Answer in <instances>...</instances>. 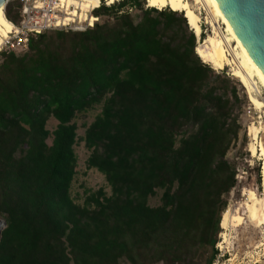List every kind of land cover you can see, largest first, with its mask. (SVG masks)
<instances>
[{
	"label": "trees",
	"instance_id": "16d2710c",
	"mask_svg": "<svg viewBox=\"0 0 264 264\" xmlns=\"http://www.w3.org/2000/svg\"><path fill=\"white\" fill-rule=\"evenodd\" d=\"M127 3L143 14L119 10ZM16 6L5 13L18 23ZM143 9L139 0L102 5L93 14L114 21L32 36L21 55L3 51L0 264H182L209 246L212 264L223 196L236 183L225 157L239 97L234 90L232 103L215 85L220 75L197 55L187 18ZM97 106L83 138L87 165L112 193L80 204L74 119ZM157 189L162 202L150 206Z\"/></svg>",
	"mask_w": 264,
	"mask_h": 264
},
{
	"label": "rangeland",
	"instance_id": "374dc122",
	"mask_svg": "<svg viewBox=\"0 0 264 264\" xmlns=\"http://www.w3.org/2000/svg\"><path fill=\"white\" fill-rule=\"evenodd\" d=\"M122 1L123 0H117L112 5L107 3L105 6L112 7L118 5ZM139 2L144 6L143 10L152 9V7L148 6L146 0H139ZM9 3H11V5ZM9 3V6L8 4L6 5L5 11L11 6L13 7L12 14H16V1L11 0ZM74 8H76V5L70 6V10H73ZM65 9L66 6L64 7V10ZM119 10L122 12L129 11L132 17L137 19L143 14L139 5L130 3H127ZM157 10L166 12L173 11L170 8ZM92 11L89 13L91 16L90 25H94L89 26L87 29L93 28L96 24H103L107 20L114 21L113 13H109L102 14L99 17V20L95 22L96 16ZM200 11L204 12L203 9ZM176 13L179 16L186 18L184 13ZM203 16H205V14ZM78 23L86 26L89 24V19L85 20L84 18L77 17L76 24ZM221 26L224 28L223 24H221ZM188 27L195 35L197 46L199 39L195 32L190 28L189 24ZM59 30L65 32H82L78 30ZM48 34L52 37L56 36L55 30L49 31ZM208 34L210 35L211 31L205 33L204 28H202L200 41H203ZM27 50L16 52V54H24ZM4 53L5 52H0V62L5 59ZM208 67L213 71L214 75H220V78L215 79L214 83L219 89H221V91H226L232 103L235 102L232 93L234 90H236V94L239 97V101L235 103L233 108V117L236 118L237 125L235 128H237L238 134L237 137L232 140L225 157L226 161L232 166L236 173V183L230 192L223 196L227 204L221 212L219 229L214 235V239L216 240L215 249L217 250V253L212 260V264H254L256 257H263L261 243H264V218L257 219L256 217H253L250 204H247L245 200L253 194L264 198L263 160L260 156V144L261 141H264V108L260 110L252 104L247 89L242 85L238 78L232 75L230 67L227 66L222 70H215L210 65H208ZM259 97L264 99V92H262ZM100 111L101 107L97 106L87 112L79 113L74 119V122L77 124L78 134L77 143L75 145L78 163L76 167V175L71 187V193L74 200L80 204L84 203L87 195L100 189H103L107 195H111L112 193V189L108 184L105 175L95 168L88 167L87 159L91 151L86 147L83 140L86 129L94 121ZM57 124L58 121L55 118H51L47 127L52 132ZM48 143H52V136L49 137ZM163 191V189H157L156 194L149 197L148 203L150 206H158L161 204ZM0 218L4 219L1 216ZM4 228L5 225H0V230H3ZM225 235L228 237V242H224ZM211 256L212 248L209 246L205 250H196L191 258H188L182 264H208L212 258ZM122 264L131 263L124 259L122 260ZM154 264L164 263L163 261H160Z\"/></svg>",
	"mask_w": 264,
	"mask_h": 264
},
{
	"label": "bare ground",
	"instance_id": "6f19581e",
	"mask_svg": "<svg viewBox=\"0 0 264 264\" xmlns=\"http://www.w3.org/2000/svg\"><path fill=\"white\" fill-rule=\"evenodd\" d=\"M62 1L67 2V6L76 5V8L68 14L66 21L73 20V17H79L85 20L89 19L90 22V11L99 7L103 0ZM105 1L112 5L117 0ZM146 2L152 8L159 10L170 8L171 10L184 13L191 29L199 39L196 53L201 60L215 70H222L227 66L230 67L232 75L238 78L247 89L252 104L260 110L264 108V99L259 97L264 92V76L230 26L215 0H146ZM202 9L208 13L207 19L211 34H208L203 41H200L202 33L200 10ZM221 24L224 25V28H222ZM12 31L13 25L7 18L5 5L3 4L0 6V49ZM260 156L263 160L262 168L264 175V141H261L260 144ZM245 202L250 204L253 217L257 219L264 218L263 197L253 194ZM224 242H228L226 235L224 236ZM261 247L263 257H256L254 264H264V243H261Z\"/></svg>",
	"mask_w": 264,
	"mask_h": 264
},
{
	"label": "built area",
	"instance_id": "2783aa9c",
	"mask_svg": "<svg viewBox=\"0 0 264 264\" xmlns=\"http://www.w3.org/2000/svg\"><path fill=\"white\" fill-rule=\"evenodd\" d=\"M20 4V21L18 23L11 21L13 25V31L8 38L5 39L0 52H19L26 51L29 47V41L32 36H38L46 31L64 29L84 31L90 25L83 26L79 23L76 24V18L73 17L71 21H66L68 14L71 13L70 6H67V2L62 0H13ZM119 1V0H118ZM107 4V1H101L99 7ZM66 9L64 10V7ZM110 6V5H109ZM95 8V9H97ZM95 9H92L93 11ZM91 10V11H92ZM204 10V9H203ZM92 11V12H93ZM205 16H203L204 14ZM201 29L204 28V32L210 31L208 23V13L200 11ZM204 19V21H203ZM99 17L96 16V21ZM202 34V33H201Z\"/></svg>",
	"mask_w": 264,
	"mask_h": 264
},
{
	"label": "water",
	"instance_id": "95a60500",
	"mask_svg": "<svg viewBox=\"0 0 264 264\" xmlns=\"http://www.w3.org/2000/svg\"><path fill=\"white\" fill-rule=\"evenodd\" d=\"M9 1L0 0V6ZM215 1L264 76V0ZM0 225L6 226L5 219L0 218Z\"/></svg>",
	"mask_w": 264,
	"mask_h": 264
}]
</instances>
